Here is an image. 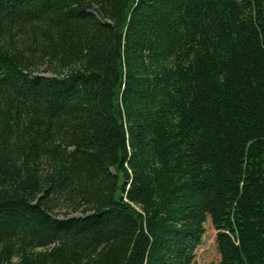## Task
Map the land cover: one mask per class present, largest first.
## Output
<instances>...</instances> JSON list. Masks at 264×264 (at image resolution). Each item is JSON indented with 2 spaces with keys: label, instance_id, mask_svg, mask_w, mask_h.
Segmentation results:
<instances>
[{
  "label": "trees",
  "instance_id": "1",
  "mask_svg": "<svg viewBox=\"0 0 264 264\" xmlns=\"http://www.w3.org/2000/svg\"><path fill=\"white\" fill-rule=\"evenodd\" d=\"M264 264V0H0V264Z\"/></svg>",
  "mask_w": 264,
  "mask_h": 264
},
{
  "label": "rangeland",
  "instance_id": "2",
  "mask_svg": "<svg viewBox=\"0 0 264 264\" xmlns=\"http://www.w3.org/2000/svg\"><path fill=\"white\" fill-rule=\"evenodd\" d=\"M204 233L194 251L193 264H219L220 255L216 245V231L209 219L203 225Z\"/></svg>",
  "mask_w": 264,
  "mask_h": 264
}]
</instances>
